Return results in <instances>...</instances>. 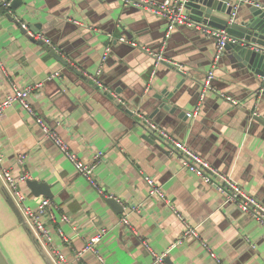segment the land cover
<instances>
[{
  "label": "crops",
  "instance_id": "crops-1",
  "mask_svg": "<svg viewBox=\"0 0 264 264\" xmlns=\"http://www.w3.org/2000/svg\"><path fill=\"white\" fill-rule=\"evenodd\" d=\"M23 1L11 12L0 11V102L16 87L40 84L31 95L35 111L83 161L103 153L95 176L108 196L77 171L22 105L7 108L0 116L4 165L47 184L58 207L53 240L45 245L0 179V245L10 261L55 264L58 251L73 264H102L91 252L81 261L75 255L106 228L100 250L108 264H154L155 254H166L167 264H216L198 241L175 244L185 222L173 203L224 264H264V226L184 168L144 121L185 142L264 205V125L248 113L264 117V99L251 96L247 69L227 50L215 60L218 39L204 28L179 25L167 36L165 18L121 0ZM251 5L245 3L244 14ZM46 45L88 79L72 74ZM152 53L166 61L157 64ZM56 72L60 77L52 76ZM211 72L213 89L205 87ZM196 110V117L188 116ZM146 176L171 203L150 197ZM23 188L34 197L27 184ZM111 196L122 211L107 203ZM27 202L36 206L34 199Z\"/></svg>",
  "mask_w": 264,
  "mask_h": 264
},
{
  "label": "built area",
  "instance_id": "built-area-1",
  "mask_svg": "<svg viewBox=\"0 0 264 264\" xmlns=\"http://www.w3.org/2000/svg\"><path fill=\"white\" fill-rule=\"evenodd\" d=\"M125 5H132L136 8L151 11L152 13L165 18L168 21V31L167 36H170L172 31L179 25L193 26V23L189 20V16L185 11L184 4L182 0H164L163 2H156L154 0H121ZM234 5L235 10L238 9L239 3H252V5L261 6L251 0H236ZM13 0H0V5H4L8 12L12 10ZM21 26L28 31V25L24 22L20 23ZM207 32H209L207 30ZM211 36H216L217 42V55L215 60L223 55L226 47L230 41L235 42L236 39L233 38L226 31L208 33ZM39 39L44 40L47 44H52L51 40L46 38L44 35H38ZM123 42H127L125 37L120 39ZM131 45L136 46L137 42H132ZM156 59V63H161L166 61L162 53H152ZM168 63L181 68L177 63L167 60ZM1 64V58H0ZM53 77H60V73L56 72L52 75ZM211 79H213V72H211L206 81L205 87L211 88ZM96 80V79H94ZM100 84L99 81H97ZM40 87V84L27 85L24 88L16 87L14 92L7 94L5 98L0 102V116L4 114L5 110L12 107L15 103H19L22 107L35 118V121L40 126L41 131L47 139L52 141L73 163L77 171H79L88 182L94 186L99 193L104 196H108L104 189L101 187L97 177L95 176V168L101 162L103 158V153L98 152L94 156V161L88 163L83 161L77 154H75L68 143L54 130L51 125L40 116L34 109L31 102V95ZM205 94H203L204 98ZM237 104V102H234ZM198 115V110L193 113H189V117H196ZM144 120V119H142ZM145 126L149 131L155 136L159 137L163 142H165L171 154L176 155L184 168L195 173L196 175L202 177L208 182H211L218 192L225 194V203H232L244 212L250 214L252 217L256 218L264 226V205L253 195L249 194L244 190L236 181L230 179L228 176L221 173L220 170L213 167V165L207 161L205 158L200 156L197 152L192 150L185 142L175 139L166 130L160 128L153 122L145 119ZM5 155L0 150V179L6 188L9 190L12 198L14 199L16 205L18 206L21 214L24 217L26 224L33 230L38 239L45 245L50 244L53 240L51 234V225L57 221V205L53 202L51 198L46 196H34L24 190V186L30 180L28 174H22L16 176L11 168H7L5 165ZM145 180L150 187V197L158 198L163 201L171 203L167 197V194L163 190L162 186L156 182L152 177L146 176ZM29 199H34L36 206L28 204ZM173 203L169 204L177 216L185 222V229L176 241L177 244H181L187 241H198L204 247V249L209 253L211 258L216 264H224L220 259L219 255L213 251L212 247L202 239L201 233L197 226H193L187 223L184 219L182 213L174 206ZM61 220L72 225L75 232L78 231V227L73 225L72 218L67 214L61 215ZM124 225L131 227L130 222L127 217L122 219ZM106 228H101L98 232L90 236L84 246L82 252L75 255L77 261H81L84 252L93 253L102 264H108L104 255L100 250V245L107 234ZM66 238V237H64ZM67 241V240H66ZM56 255L55 264H73L68 257L58 251H53ZM154 264H167L166 254L157 255L155 254Z\"/></svg>",
  "mask_w": 264,
  "mask_h": 264
},
{
  "label": "water",
  "instance_id": "water-1",
  "mask_svg": "<svg viewBox=\"0 0 264 264\" xmlns=\"http://www.w3.org/2000/svg\"><path fill=\"white\" fill-rule=\"evenodd\" d=\"M23 0H14L12 8H19ZM189 20L199 27L208 30L210 33L226 31L235 42L230 41L226 50L234 55L237 62H240L246 69L249 77V86L254 89L251 96L256 101L264 99V4L261 6H245L249 9L248 14H244L245 3L240 2L235 10L236 0H182ZM249 5V4H247ZM246 8V9H247ZM241 9V10H240ZM217 38L216 36H213ZM44 43V41H41ZM47 46V45H46ZM51 54L67 67L72 74L85 80L88 77L71 65L58 52L47 46ZM225 50V51H226ZM224 51V53H225ZM254 110V109H253ZM250 117L264 125V117L258 113L248 112ZM28 187L34 196H46L53 198L51 188L36 180H29ZM107 203L115 210L122 211V206L116 197L106 199ZM49 264H54L51 259H47ZM0 264H13L0 245Z\"/></svg>",
  "mask_w": 264,
  "mask_h": 264
},
{
  "label": "trees",
  "instance_id": "trees-1",
  "mask_svg": "<svg viewBox=\"0 0 264 264\" xmlns=\"http://www.w3.org/2000/svg\"><path fill=\"white\" fill-rule=\"evenodd\" d=\"M0 11L7 12V9H5L4 5H0Z\"/></svg>",
  "mask_w": 264,
  "mask_h": 264
}]
</instances>
